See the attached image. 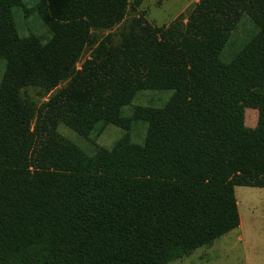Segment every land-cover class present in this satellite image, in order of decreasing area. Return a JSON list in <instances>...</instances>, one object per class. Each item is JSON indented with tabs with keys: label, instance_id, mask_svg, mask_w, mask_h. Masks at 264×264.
I'll use <instances>...</instances> for the list:
<instances>
[{
	"label": "trees",
	"instance_id": "obj_1",
	"mask_svg": "<svg viewBox=\"0 0 264 264\" xmlns=\"http://www.w3.org/2000/svg\"><path fill=\"white\" fill-rule=\"evenodd\" d=\"M141 2L0 0V264H167L239 226L235 186L264 187V0H195L168 25ZM14 8L51 37L21 36ZM244 14L257 31L222 60ZM143 90L172 93L125 114ZM60 122L123 133L87 151Z\"/></svg>",
	"mask_w": 264,
	"mask_h": 264
},
{
	"label": "rangeland",
	"instance_id": "obj_2",
	"mask_svg": "<svg viewBox=\"0 0 264 264\" xmlns=\"http://www.w3.org/2000/svg\"><path fill=\"white\" fill-rule=\"evenodd\" d=\"M37 0H24L31 6ZM131 1V0H130ZM195 0H142L137 13H143L146 20L154 25H168L180 13H186ZM18 33L21 36L28 33L35 34L45 42L51 37V32L41 18L33 13L23 16L18 8H14ZM133 13L129 12V18ZM257 31L255 25L247 15H243L236 28L230 34L223 46L220 57L229 60L233 54ZM106 31H100L106 35ZM88 56V52L81 57L80 62ZM4 71V61L0 60V79ZM63 84H60L61 87ZM28 92L38 103L47 99L37 95L34 89ZM171 90H143L139 91L132 101L123 107L128 114L134 105L161 106L171 95ZM257 122V110L245 109V124L254 127ZM60 134L79 144L87 151H91L95 144L110 148L122 135L123 131L113 124H108L101 132H93L88 137H81L76 132L60 122L57 126ZM145 123H138L131 131V138L135 142L143 140ZM238 211L241 224L239 227L218 237L211 245L197 248L191 254L170 261L167 264H264V187L239 185L235 186Z\"/></svg>",
	"mask_w": 264,
	"mask_h": 264
},
{
	"label": "crops",
	"instance_id": "obj_3",
	"mask_svg": "<svg viewBox=\"0 0 264 264\" xmlns=\"http://www.w3.org/2000/svg\"><path fill=\"white\" fill-rule=\"evenodd\" d=\"M235 196H236V195H235ZM236 200H237V199H236ZM237 204H238V202H237ZM239 216H240V215H239ZM240 224H241V220H240ZM240 224H239V226H240ZM239 226H238V227H239Z\"/></svg>",
	"mask_w": 264,
	"mask_h": 264
}]
</instances>
